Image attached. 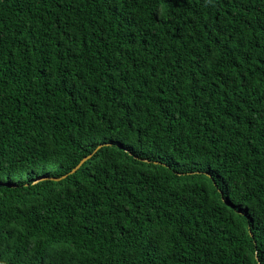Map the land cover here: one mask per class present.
Masks as SVG:
<instances>
[{"label":"trees","instance_id":"trees-1","mask_svg":"<svg viewBox=\"0 0 264 264\" xmlns=\"http://www.w3.org/2000/svg\"><path fill=\"white\" fill-rule=\"evenodd\" d=\"M258 262L264 0H0V264Z\"/></svg>","mask_w":264,"mask_h":264},{"label":"water","instance_id":"water-1","mask_svg":"<svg viewBox=\"0 0 264 264\" xmlns=\"http://www.w3.org/2000/svg\"><path fill=\"white\" fill-rule=\"evenodd\" d=\"M100 146H101V145H98L97 148L100 147ZM87 157H88V156H84L83 158H81L80 161L76 164V166H74V167L70 170V172L75 171V170L78 168V166H80L81 163H82ZM256 259H257V257H256ZM258 264H260V263L258 262Z\"/></svg>","mask_w":264,"mask_h":264}]
</instances>
